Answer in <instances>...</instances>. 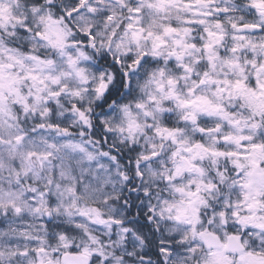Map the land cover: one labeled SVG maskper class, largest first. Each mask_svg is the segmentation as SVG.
Masks as SVG:
<instances>
[{
  "label": "snow or ice",
  "instance_id": "obj_1",
  "mask_svg": "<svg viewBox=\"0 0 264 264\" xmlns=\"http://www.w3.org/2000/svg\"><path fill=\"white\" fill-rule=\"evenodd\" d=\"M0 264H264V0H0Z\"/></svg>",
  "mask_w": 264,
  "mask_h": 264
}]
</instances>
